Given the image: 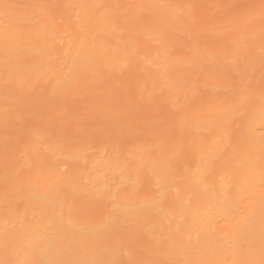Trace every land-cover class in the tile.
<instances>
[{"label":"rangeland","instance_id":"obj_1","mask_svg":"<svg viewBox=\"0 0 264 264\" xmlns=\"http://www.w3.org/2000/svg\"><path fill=\"white\" fill-rule=\"evenodd\" d=\"M0 21L1 243L31 250V264L52 263L44 246L33 250L50 231L68 243L70 264H205L216 254L225 264H246L248 255L264 264V240L238 235L226 250L188 216L212 214L215 180L264 168V153L243 141L247 126L264 120V0H0ZM48 179L52 190L43 194L36 186ZM59 210L71 233L57 227ZM5 220L15 222L11 232ZM104 222H118L121 249L97 237Z\"/></svg>","mask_w":264,"mask_h":264},{"label":"bare ground","instance_id":"obj_2","mask_svg":"<svg viewBox=\"0 0 264 264\" xmlns=\"http://www.w3.org/2000/svg\"><path fill=\"white\" fill-rule=\"evenodd\" d=\"M1 23H2V21H0ZM1 26V25H0ZM8 40V39H7ZM98 42V41H97ZM98 45V44H97ZM96 45V46H97ZM98 51V50H97ZM106 52V51H105ZM87 55H89V54H87ZM98 55H99V53H98ZM86 56V55H85ZM97 56V55H96ZM91 57V56H90ZM103 57V56H102ZM102 57H101V60H102ZM85 58H87V57H85ZM88 59V58H87ZM216 117V116H215ZM244 118V117H243ZM209 119V118H208ZM216 119H218V118H216ZM227 119H228V117H227ZM227 119H225V120H227ZM248 119V118H247ZM261 119V118H260ZM263 119H264V117H263ZM223 120V119H222ZM249 120H251V119H249ZM211 121H212V119H211ZM245 121V120H244ZM254 121V120H253ZM259 122L258 123H260V120H258ZM262 121V120H261ZM215 123V122H214ZM225 123V122H224ZM242 123H243V121H242ZM254 123V122H253ZM221 124V123H220ZM219 124V125H220ZM223 124V123H222ZM260 124H263V125H260ZM257 127L255 126V127H253V124H248V125H250V127H248L247 126V128H248V130H247V132H246V130H245V132H246V134H245V139H243V141L244 140H246V141H244V142H246V145H247V147H248V149L250 148V150H252V152L253 151H255L256 153L258 152V151H261V155L263 156V153H264V135H261L260 134V132L258 133V131L259 130H264V120H263V123H260ZM253 128H252V127ZM208 127V126H207ZM209 128H211V127H209ZM208 128V129H209ZM213 128V127H212ZM224 128V127H223ZM246 128V129H247ZM243 129H245V127L243 128ZM214 132H215V130H213ZM217 131V130H216ZM221 131V130H220ZM240 131H242V130H240ZM226 132V131H225ZM244 132V131H243ZM262 132V131H261ZM241 134H242V132H240ZM240 134V135H241ZM258 134H260V135H258ZM220 135H222V134H220ZM227 135V134H226ZM208 136V135H207ZM242 136V135H241ZM225 137V136H224ZM243 137H244V135H243ZM242 137V138H243ZM196 138H198V137H196ZM217 138H219V137H217ZM200 139V138H199ZM208 139V138H207ZM216 139V138H215ZM221 139V138H220ZM219 140V139H218ZM193 141V140H192ZM194 141H195V139H194ZM193 141V142H194ZM198 141H200V140H198ZM205 141V140H204ZM220 141V140H219ZM239 141V140H238ZM195 142H197V141H195ZM210 142V141H209ZM208 142V143H209ZM223 143H224V141H223ZM236 143V142H235ZM192 144H197V143H192ZM236 144H238V143H236ZM223 145V144H222ZM240 145V144H239ZM243 145H245V143L243 144ZM245 145V146H246ZM199 146H201V143H200V145ZM214 146H215V143H214ZM213 146V147H214ZM242 146V145H241ZM203 147V146H202ZM240 147V146H239ZM243 148V147H242ZM246 148V147H245ZM196 149V148H195ZM199 151H201L202 150V148H201V150L199 149V147L197 148ZM204 149V148H203ZM236 149V148H235ZM258 150V151H257ZM194 151V150H193ZM197 151V150H196ZM203 151V150H202ZM201 151V152H202ZM206 151V150H205ZM209 151V150H208ZM216 151V150H215ZM245 151V150H244ZM246 151H248V150H246ZM207 152V151H206ZM210 152V151H209ZM248 152H250V151H248ZM248 152H247V156H248ZM252 152H250V153H252ZM241 153V152H240ZM202 154V153H201ZM225 154V153H224ZM255 154V153H254ZM257 154H259V153H257ZM193 155V154H192ZM191 155V156H192ZM197 155H198V153H197ZM197 155L195 156V158L197 157ZM208 155H210L209 153H208ZM236 155V154H235ZM245 155V156H246ZM211 156V155H210ZM229 156H231V155H229ZM233 156V155H232ZM242 158H244V154H243V152H242ZM246 156V157H247ZM253 156V155H252ZM255 156V155H254ZM257 156V155H256ZM258 156H260V154L258 155ZM193 157V156H192ZM208 158V157H206V155L205 156H203V158ZM212 157V156H211ZM236 157V156H235ZM199 159H200V157H198ZM213 158V157H212ZM218 158V157H217ZM220 158V157H219ZM259 158V160L261 159V157H258ZM258 158H256V159H258ZM226 159V158H225ZM245 159V158H244ZM197 161H199L198 159H196ZM202 160V159H201ZM200 160V161H201ZM209 160V159H208ZM241 161H242V159H240ZM247 160V159H246ZM252 160V158L250 159V161ZM254 160H255V157H254ZM184 161V160H183ZM196 161V162H197ZM219 162H220V160H218ZM232 162H233V160H231ZM237 161V160H236ZM243 161H245V160H243ZM261 161V160H260ZM260 161H258V162H260ZM262 161H263V164H264V157L262 158ZM102 162V161H101ZM104 162V161H103ZM192 162V161H191ZM207 162V161H206ZM209 162V161H208ZM247 162V161H246ZM100 163V162H99ZM110 163V162H109ZM108 163V164H109ZM216 163V162H215ZM236 163H238V165H239V162L237 161ZM245 163V162H244ZM249 163V162H248ZM253 163V162H252ZM261 163V162H260ZM108 164H105V165H108ZM162 164V163H161ZM197 165H198V167H199V164H200V162H199V164H198V162L196 163ZM212 164V163H211ZM235 164V163H234ZM256 163H254V165H255ZM262 164V163H261ZM172 165V164H171ZM184 165H185V163H184ZM191 165H192V163H191ZM197 165H195V166H197ZM201 165H202V163H201ZM204 165V164H203ZM207 165V164H206ZM206 165H204V166H206ZM210 165V164H209ZM235 165H237V164H235ZM240 165H241V163H240ZM238 166V167H241V166ZM244 165H246V164H244ZM250 165V164H249ZM208 166V165H207ZM253 165H251L250 167H252ZM261 166V165H260ZM263 166V165H262ZM261 166V167H262ZM156 167V166H155ZM182 167V166H181ZM188 167V166H187ZM187 167H186V170H187ZM210 167V166H209ZM233 167H234V165H233ZM245 166H243V168H244ZM257 167V166H256ZM172 168V167H171ZM195 168V167H194ZM202 168V167H201ZM111 169V168H110ZM150 169V168H149ZM159 169V168H158ZM164 169V168H163ZM206 169H208V167L206 168ZM237 169V168H236ZM257 169H259V168H257ZM101 170V169H100ZM105 170V169H104ZM108 170V169H107ZM155 170V169H154ZM173 170V169H172ZM193 170V169H192ZM200 170V169H199ZM221 170V169H220ZM234 170H235V168H234ZM239 170V169H238ZM102 171V170H101ZM100 171V172H101ZM106 171V170H105ZM104 171V172H105ZM113 171V170H112ZM153 171V170H152ZM163 171V170H162ZM168 171V170H167ZM174 171V170H173ZM194 171H195V169H194ZM202 171V170H201ZM212 171H213V169H212ZM236 171V170H235ZM104 172H103V175H104ZM157 172H159V171H157ZM165 172H166V169H165ZM164 171H163V173L164 174H166ZM172 172V171H171ZM185 172H187V171H185ZM184 172V173H185ZM192 172V171H191ZM196 172H197V170H196ZM199 172V171H198ZM97 173H99V172H97ZM154 173H156V172H154ZM173 173V172H172ZM179 173V172H178ZM188 173V172H187ZM200 173V172H199ZM202 173V172H201ZM209 173V172H208ZM212 173H214L215 175H216V173L215 172H212ZM212 173H210V174H212ZM217 173H219L220 174V171H218ZM224 173V172H223ZM236 173V172H235ZM57 174V173H56ZM59 174V173H58ZM106 174V173H105ZM151 174V173H150ZM160 174V173H159ZM162 174V173H161ZM160 174V175H161ZM180 174V173H179ZM206 174V173H205ZM214 174L212 175V176H214ZM222 174V173H221ZM232 174V173H231ZM231 174H229L228 176H229V178L230 179H226V178H224V179H221V181H219V180H215L214 182H212L213 184H215V185H213V188L216 190V192H217V195H216V197H213L214 199V203H212L211 204V209H210V212H211V210H212V214L211 215H208V213H209V211H207L206 212V210L207 209H204V211L202 212V211H194L193 213L192 212H190L189 213V217L193 220V221H195L198 225H199V227H203L204 228V232H205V234L209 237V238H211L212 240L213 239H215V242L217 241V237H219V239L221 238V240H222V244H223V242L225 243L226 242V245L224 246V248L226 247V246H228V241L229 240H231L232 238H236V237H238V235H239V239H240V235H241V237H242V235L243 236H245V235H247V237H254L255 238V240L257 241V239H261V240H264V233L262 232L263 230H262V228H261V226L264 224V168L263 169H261V171H256L255 169H252V168H245V172L243 171V173L241 172V173H239V175L240 176H238V177H233V178H231L230 177V175ZM236 174H238V172L236 173ZM107 175V174H106ZM156 175V174H155ZM175 176H176V174H174ZM184 174H182L181 176H183ZM196 175V174H195ZM201 175V174H200ZM199 175V176H200ZM225 174H223V177H225L224 176ZM55 176V175H54ZM98 175H96V177H97ZM163 176V175H162ZM171 176V175H170ZM173 176V175H172ZM178 176H180V175H178ZM186 176H187V174H186ZM185 176V177H186ZM204 176V179H205V175H203ZM212 176H211V178H212ZM222 177L221 175H217L216 176V178L217 177ZM227 176V175H226ZM232 176H233V174H232ZM58 177H60V176H56L55 178H58ZM61 177H63V176H61ZM96 177H94V178H96ZM100 178H103V176L101 177V176H99ZM164 177V176H163ZM166 177H167V174H166ZM184 176H183V178H185ZM196 177V176H195ZM169 178V177H168ZM167 178V179H168ZM193 178V181L195 180L194 179V177H192ZM196 178H198V175H197V177ZM54 179V178H53ZM59 179V178H58ZM62 179V178H61ZM99 179V178H98ZM117 179V178H116ZM115 179V180H116ZM161 179V178H160ZM170 179H171V177H170ZM175 179H176V177H175ZM187 180H188V178H186ZM202 179V178H201ZM213 179L214 178H212V181H213ZM220 179V178H219ZM55 180V179H54ZM94 180V179H93ZM96 180V179H95ZM102 180V179H101ZM110 180V179H109ZM126 180H128V178L126 179ZM172 180V179H171ZM173 180H174V178H173ZM173 180H172V182H173ZM177 180V179H176ZM185 180V179H184ZM50 181H52V179H48V184H47V182H45L44 181V184H41V185H37L36 186V188L37 189H39L40 190V192H42L43 194H44V192L45 191H47V190H49V189H51L52 190V185L50 186L49 185V182ZM91 182H92V180H90ZM129 181V180H128ZM192 181V182H193ZM197 181H199V179L197 180ZM197 181H194V182H196V183H198ZM200 181H202V180H200ZM200 181H199V183H200ZM210 181H211V179H210ZM104 181H102V183H103ZM170 182V181H169ZM177 182V181H176ZM186 182V181H185ZM193 182V183H194ZM204 182H207V181H204ZM54 184H56V182H53ZM157 183V182H156ZM163 183V182H162ZM174 183V182H173ZM172 183V184H173ZM195 183V184H196ZM198 183V184H199ZM209 183V182H208ZM52 184V183H51ZM93 184V183H92ZM97 184V183H96ZM122 184V183H121ZM170 184V183H169ZM190 184V183H189ZM203 184V183H202ZM105 185V184H104ZM107 185V184H106ZM115 185V184H114ZM113 185V186H114ZM162 185V184H161ZM163 185H165V184H163ZM171 185V184H170ZM204 185V184H203ZM207 186H208V184H206ZM206 185H204L205 187H206ZM209 185H210V183H209ZM212 185V184H211ZM102 186V185H101ZM158 186V185H157ZM173 186V185H172ZM178 186V185H177ZM214 186H216V187H214ZM109 187V186H108ZM117 187V186H116ZM165 187V186H164ZM199 187V186H198ZM203 187V186H202ZM106 188H107V186H106ZM122 188V187H121ZM103 189V188H102ZM115 189V188H114ZM113 189V190H114ZM174 189V188H173ZM204 189V188H203ZM206 189V188H205ZM100 190H101V188H100ZM105 190V189H104ZM107 190V189H106ZM105 190V191H106ZM109 190V189H108ZM116 190V189H115ZM125 190V189H124ZM165 190V189H164ZM199 190H201V189H199ZM211 190H212V187H211ZM214 190V191H215ZM97 191V190H96ZM99 191V190H98ZM104 191V192H105ZM163 191V190H162ZM179 191V190H178ZM207 191V190H206ZM208 191H210V190H208ZM27 192H29V191H27ZM26 192V194H28ZM35 192V191H34ZM33 192V193H34ZM40 192H39V195H40ZM103 192V191H102ZM121 192V191H120ZM165 192V191H164ZM47 193H49L48 191H47ZM99 193V192H98ZM119 193V192H118ZM173 193V192H172ZM204 193H205V195H206V192L204 191ZM204 193H201V194H204ZM208 193H210V192H208ZM208 193H207V199L206 200H209L208 199V197H210V196H208ZM212 193V192H211ZM25 194V195H26ZM43 194H42V197H43ZM108 194V193H107ZM167 194V193H166ZM165 194V195H166ZM170 194V193H169ZM175 194H179V193H175ZM200 194V193H199ZM216 194V193H215ZM30 195H31V193H30ZM37 195H38V191H37ZM38 195V196H39ZM159 195H160V193H159ZM162 195V194H161ZM168 195V194H167ZM174 195V194H173ZM36 196V195H35ZM37 196V197H38ZM104 196V195H103ZM170 196V195H169ZM200 196H202V195H200ZM204 196V195H203ZM212 196V195H211ZM32 197V196H31ZM30 197V198H31ZM40 197V196H39ZM46 197V196H45ZM107 197V196H106ZM166 197V196H165ZM178 197V196H177ZM196 197H199V195L198 196H196ZM205 197V196H204ZM29 198V199H30ZM41 198V197H40ZM175 198V197H174ZM32 199V198H31ZM30 199V200H31ZM47 199V198H46ZM154 199V198H153ZM166 199V198H165ZM171 199V198H170ZM188 198H186V200H187ZM199 199H202V198H199ZM250 200V202L251 203H249V205H248V202H247V206H246V203H245V206H243V202L245 201V200ZM35 200V199H34ZM33 200V201H34ZM38 200V199H37ZM155 200V199H154ZM161 199H159V201H160ZM203 200V199H202ZM211 200H212V198H211ZM141 201V200H140ZM157 201H158V199H157ZM177 201H179V200H177ZM205 201V200H204ZM210 201V200H209ZM125 202H127V200L125 201ZM161 202V201H160ZM174 202V201H173ZM200 202V201H199ZM205 202H207V201H205ZM259 203L260 202V204H254V203ZM45 203V202H44ZM44 203H42V204H44ZM153 203V202H152ZM158 203V202H157ZM168 203V202H167ZM189 203V202H188ZM209 203V202H208ZM40 204V203H39ZM123 204V203H122ZM156 204V203H155ZM163 204H164V202H163ZM177 204V203H176ZM180 204V203H179ZM182 204V203H181ZM45 205V204H44ZM120 205V204H119ZM149 205V204H148ZM170 205V204H169ZM201 205V204H200ZM203 206H204V203L202 204ZM209 205H210V203H209ZM257 205V206H256ZM260 205H262V206H260ZM40 206V205H39ZM47 206V205H46ZM123 206V205H122ZM135 206V205H134ZM159 206V205H158ZM157 206V207H158ZM162 206V205H161ZM163 206H166V205H163ZM182 206V205H181ZM243 206V207H242ZM44 207V206H43ZM147 207V206H146ZM178 207V206H177ZM179 207H180V205H179ZM183 207H185V206H183ZM205 207V206H204ZM251 207V208H250ZM119 208V207H118ZM124 208H126L125 206H124ZM137 208V207H136ZM167 208H169V207H167ZM206 208V207H205ZM240 208L241 209H243V210H241L240 211ZM249 208H250V210L253 208V212L251 213L250 211H249ZM156 209V206H154L151 210H155ZM170 209V208H169ZM172 209H174V208H172ZM181 209V208H180ZM187 209V208H186ZM190 209H192V208H190ZM199 209H201V208H199ZM39 210H41V209H39ZM119 210L121 211V208H119ZM122 210H123V208H122ZM132 210H134V209H132ZM140 210V209H139ZM145 210H147V209H145ZM158 210V209H157ZM160 210H162L161 212L163 213V209L162 208H160ZM165 210H167V209H165ZM182 210V209H181ZM181 210H178V211H180L181 213H183ZM185 210V209H184ZM189 210V209H188ZM196 210V209H195ZM209 210V209H208ZM55 211H57V210H55ZM66 210H64V212H65ZM118 211V210H117ZM125 211V210H124ZM135 211V210H134ZM170 211H171V209H170ZM169 211V212H170ZM177 210L175 211L176 212V216H177V213H179ZM187 211V210H186ZM45 212V211H44ZM48 212V211H47ZM59 212H60V210H59ZM61 212H63V211H61ZM61 212H60V214L57 212V214H54V219L56 220L57 219V222H56V225H57V227L58 228H60V229H62L63 230V233L64 232H66L67 230H68V232L69 233H71L70 231H72V230H70L71 228H68V225H70L67 221H69V220H66V217L65 216H63V215H65V214H62L61 215ZM130 212V211H129ZM133 212V211H132ZM140 212V211H139ZM142 212H145V211H142ZM142 212H141V214H142ZM154 212V211H153ZM160 212V213H161ZM167 212V211H166ZM185 212V211H184ZM206 212V213H205ZM41 213H43V212H41ZM40 213V214H41ZM54 213V212H53ZM56 213V212H55ZM121 213V212H120ZM120 213H119V216H120ZM149 213H150V211H149ZM152 213V212H151ZM159 213V212H158ZM158 213H156V214H158ZM160 213H159V215H160ZM161 213V216L162 217H164V216H168V214H166V215H163V214H165V211H164V213L162 214ZM173 214L174 213V211L173 212H170V214ZM180 213V214H181ZM188 213V212H187ZM246 213V214H245ZM49 214H50V212H49ZM59 214V215H58ZM70 214V213H69ZM124 215L123 216H127V217H129V213L128 212H124L123 213ZM140 214V213H139ZM175 214V213H174ZM174 214H173V216H174ZM252 214H254V217L256 218V220H255V222H253V224L251 225H247V223H248V221H249V218L251 219V217L253 216ZM30 215V214H29ZM44 215L46 216V214L44 213ZM53 215V214H52ZM121 215H122V213H121ZM138 215V214H137ZM148 215V214H147ZM185 216V215H187V214H185V213H183V214H181V216ZM60 216V217H59ZM122 216V217H123ZM132 216V215H131ZM145 216V215H144ZM149 216V215H148ZM175 216V217H176ZM187 216V217H188ZM31 217V216H30ZM39 217V216H38ZM149 217H151V216H149ZM160 217V216H159ZM169 218H171V215L170 216H168ZM189 217H188V219H189ZM32 218H33V216H32ZM41 218V217H40ZM47 218V217H46ZM52 218V217H51ZM119 218V217H118ZM126 218V217H125ZM135 218V217H134ZM140 218H142V217H139V220H141ZM147 218V217H146ZM178 218V217H177ZM38 219V218H37ZM42 219H44V218H42ZM41 219V220H42ZM68 219H70V217L68 216ZM128 219V218H127ZM143 219V218H142ZM148 219V218H147ZM146 219V220H147ZM161 219V218H160ZM180 219H183V217H181L180 218V216H179V221H180ZM33 220V219H32ZM63 220H66V222L68 223V225L66 226V225H64V224H62V222H63ZM130 220H131V218H130ZM130 220H128V222L130 221ZM144 220V219H143ZM165 220V219H164ZM163 220V221H164ZM170 220H172V219H169L168 220V222H169V224H172V223H170L171 221ZM174 220V219H173ZM222 220H226V222H234V225L233 226H228V225H226V224H222L221 222H222ZM252 220V219H251ZM8 221V220H7ZM6 220H5V224L4 223H1V225H2V227H3V224H4V227L3 228H5V227H7V226H9V227H11V226H14V225H8L9 224V222H7ZM16 221V220H15ZM21 221V220H20ZM23 221V220H22ZM21 221V222H22ZM34 221V220H33ZM36 221V220H35ZM72 221V220H71ZM119 221H120V218H119ZM125 221V220H124ZM135 221V220H134ZM166 221V220H165ZM189 221V220H188ZM187 221V222H188ZM193 221H191V222H188V224L190 223V224H192L193 225ZM4 222V221H3ZM13 222L14 221H12V222H10V223H12L13 224ZM17 222V221H16ZM43 222H45V221H43ZM52 222H54V221H52ZM139 222V221H138ZM168 222H166L167 224H168ZM175 222V221H174ZM252 222V221H251ZM18 223V222H17ZM50 223H51V221H50ZM55 223V222H54ZM59 223V224H58ZM104 223H106V222H104ZM165 223V224H166ZM14 224H15V222H14ZM19 224H20V222H19ZM19 224L17 225V226H19ZM24 224V223H23ZM66 224V223H65ZM116 224V225H115ZM117 224H118V222H110V223H106L105 224V228H103V224L101 223L99 226H101L103 229H101V230H99L98 232H97V237L99 238V240L102 242V243H105V244H109V245H111V247H113V249L114 248H117V249H121L122 248V245L124 244V239H118L117 238V236H120V235H122V232H120L119 231V229H118V227H117ZM120 224L121 223H119V225L118 226H120ZM127 224V223H126ZM132 224V223H131ZM163 224V223H162ZM180 224L182 225V223L180 222ZM185 224V223H184ZM33 225H34V223H33ZM50 225V224H49ZM52 225V224H51ZM72 225H73V222H72ZM72 225H70V226H72ZM75 225V224H74ZM123 225H125V224H123ZM136 225V224H135ZM179 225V222L177 221V226ZM181 225H180V227H181ZM196 225V224H195ZM16 226V228L18 229V227ZM48 226V225H47ZM76 226V225H75ZM147 226V225H146ZM152 226V224L151 225H149V227H151ZM155 225H153L152 226V229L153 228H155L156 229V226L154 227ZM162 226H166V225H162ZM161 226V227H162ZM174 225H172V227H173ZM1 227V228H2ZM9 227H7V229L10 231V229H9ZM19 227H21V226H19ZM23 227V226H22ZM21 227V228H22ZM25 227V226H24ZM29 227V226H28ZM30 227H32V226H30ZM29 227V228H30ZM41 227V226H40ZM42 227H45V226H42ZM50 227V226H49ZM76 227H78V226H76ZM100 227V228H101ZM148 227V226H147ZM175 227H176V224H175ZM179 227V226H178ZM177 227V228H178ZM179 227V228H180ZM246 227V228H245ZM3 228H2V230H3ZM26 228V227H25ZM39 228V227H38ZM48 228V227H47ZM46 227H45V229L44 230H46L47 229ZM56 228V227H55ZM54 228V229H55ZM87 228H89V230L88 231H90L91 229H92V227H87ZM91 228V229H90ZM98 229H99V227H97ZM127 228H128V226H127ZM131 228V227H130ZM158 228H159V226H158ZM168 229H169V227H167ZM166 228V229H167ZM171 228V227H170ZM177 228H175L176 230H177ZM178 228V229H179ZM7 229H6V231H7ZM42 229V228H41ZM73 229V228H72ZM74 229H76V228H74ZM79 229H80V227H79ZM84 230H86V227L85 228H83ZM94 229V228H93ZM92 229V230H93ZM96 229V228H95ZM94 229V230H95ZM98 229H96V231L98 230ZM148 229V228H147ZM162 229V228H161ZM172 229V228H171ZM1 230V231H2ZM86 230V231H87ZM126 230V229H125ZM132 230V229H131ZM138 230V229H137ZM150 230V229H149ZM173 230H174V228H173ZM175 230V231H176ZM181 230V229H180ZM13 231V230H12ZM40 231V230H39ZM53 231V230H52ZM57 231V230H56ZM60 231V230H59ZM77 232L79 231L80 232V230H76ZM82 231V230H81ZM87 231V232H88ZM157 231H158V229H157ZM171 231V230H170ZM199 231V230H198ZM197 231V232H198ZM11 232V231H10ZM10 232H9V235H10ZM15 232V231H14ZM36 232V231H35ZM82 232H85V231H82ZM93 232V231H92ZM125 232V231H124ZM151 232V231H150ZM152 232H154V231H152ZM160 232H162V230L160 231ZM159 232V233H160ZM177 232V231H176ZM200 232V231H199ZM0 233H3V232H0ZM34 232L33 231H28V237L30 236V235H32ZM42 233V232H41ZM48 233V232H47ZM86 233V232H85ZM95 233V232H94ZM130 233V232H129ZM128 233V234H129ZM155 233H156V231H155ZM158 233V234H159ZM248 233H249V235H248ZM13 234V233H12ZM35 234V233H34ZM37 234V233H36ZM36 234H35V236H36ZM64 234H67V232L66 233H64ZM81 234V233H80ZM87 234H89V233H87ZM87 234H86V236H87ZM125 234V233H124ZM23 235V234H22ZM62 234L61 233H59L58 231L57 232H54V233H51V231H50V234H46V233H44V237L42 238L41 236H40V238L38 239V241L37 242H34V243H36V245H37V247H35L33 250L35 251H37V249H40L41 247H43L44 246V248L45 249H47V251L49 252V256H51L50 257V260H53L52 261V263L51 264H70L68 261H66V260H68V259H66L65 260V255H68V254H66V250H65V248H66V246H67V248H68V243L67 244H65L64 243V240H63V236H61ZM72 235V234H71ZM79 235V234H78ZM84 235V234H83ZM82 235V236H83ZM90 236H93V235H91V234H89ZM199 235L201 236V234L199 233ZM205 235V236H206ZM217 235V236H216ZM6 235H4V237H5ZM34 235H32V237H33ZM81 236V235H80ZM85 236V235H84ZM153 236V235H152ZM152 236H150V238L152 237ZM160 236H161V234H160ZM73 237H75L76 239H77V237L74 235ZM88 237V236H87ZM96 237V238H97ZM126 237V236H125ZM149 237V236H148ZM246 237V236H245ZM247 237H246V239H247ZM6 238H7V236H6ZM27 238V236H25V239ZM74 238V239H75ZM132 238V237H131ZM153 238V237H152ZM155 238V237H154ZM237 238V239H238ZM244 238V237H243ZM257 238V239H256ZM31 239H33V238H29V240H27L26 239V243H30V240ZM79 239H82V238H79ZM94 239V238H93ZM157 239V238H156ZM206 239V238H205ZM218 239V240H219ZM34 240V239H33ZM36 240V239H35ZM34 240V241H35ZM155 240V239H154ZM199 240V239H198ZM220 240V241H221ZM22 241V240H21ZM27 241H29V242H27ZM32 241V240H31ZM74 241V240H73ZM75 241H77V240H75ZM74 241V242H75ZM79 241V240H78ZM83 241V240H82ZM82 241H81V243H82ZM88 241V240H87ZM96 241H97V239H96ZM232 241H234V240H232ZM19 242V241H18ZM74 242H73V244H74ZM95 242V241H94ZM98 242V241H97ZM97 242H95V243H93V244H97ZM201 242V241H200ZM207 242V241H206ZM231 242V241H230ZM26 243L25 244H23L22 246H24V245H26ZM76 243V242H75ZM83 243H86V242H83ZM90 243V242H89ZM211 243V242H210ZM80 244V243H79ZM198 244V243H197ZM203 244H205V242L203 241ZM212 244V243H211ZM216 244V243H215ZM30 244H28V246H27V248L29 247V248H31L30 246H29ZM34 245V244H33ZM35 245V246H36ZM70 245H72L71 243H70ZM78 245V244H77ZM88 245V244H87ZM101 245V244H100ZM108 245V246H109ZM205 245H207V244H205ZM204 245V246H205ZM213 245V244H212ZM8 246H10L9 245V243L7 244V243H5V244H3V243H1L0 242V264H17L18 262H19V260L22 262L21 264H31V262H32V251L31 250H29V249H22V250H19L18 252H12L11 250H9L10 249V247H8ZM12 246V245H11ZM84 246V245H83ZM90 246V245H89ZM107 246V245H106ZM204 246H201V247H204ZM209 246V245H208ZM85 247H86V245H85ZM84 247V248H85ZM91 247V246H90ZM105 247V246H104ZM213 247H214V245H213ZM212 247V248H213ZM33 248V247H32ZM31 248V249H32ZM94 248V247H93ZM93 248H91V249H93ZM100 248V247H99ZM209 248V247H208ZM224 248H221V250H224ZM81 249V248H80ZM89 249V248H88ZM91 249H89L88 251H90ZM96 249V248H95ZM104 249V248H103ZM205 249V248H204ZM203 249V250H204ZM226 249V248H225ZM229 249V248H228ZM17 250V249H16ZM29 250V251H28ZM98 250V249H97ZM107 250H109L108 248H107ZM227 250V249H226ZM226 250H224V251H226ZM240 250V249H239ZM33 251V252H34ZM36 251L34 252V253H36ZM84 251H87L86 249L84 250ZM101 250H99L98 251V254H99V252H100ZM122 251V250H121ZM205 251V250H204ZM212 251V250H211ZM216 251H217V249H216ZM215 251V252H216ZM91 252H92V250H91ZM96 251L94 250V252L93 253H95ZM115 252H117V251H115ZM203 252V251H202ZM213 252V251H212ZM218 252H220L221 253V251H217V253ZM45 253V252H44ZM69 253V252H68ZM111 253V252H110ZM209 253V252H208ZM219 253V254H220ZM224 253V252H223ZM222 253V254H223ZM97 254V255H98ZM205 254V253H204ZM207 254V253H206ZM212 254V253H211ZM211 254H210V256H211ZM221 254V255H222ZM46 255H48V254H46ZM84 255V254H83ZM86 255V254H85ZM84 255V256H85ZM89 255V254H88ZM90 255H92V254H90ZM103 255V254H102ZM101 255V256H102ZM208 255V254H207ZM218 254H216L215 256L216 257H213V259H212V257H211V261H209V260H207V262L205 263V264H225L224 262H226V260H228V259H224L223 260V256H217ZM226 256H228L227 255V253L225 254ZM72 256V255H71ZM93 256H95V255H93ZM209 256V257H210ZM72 257H75V256H72ZM78 257V256H77ZM77 257H76V260H77ZM100 257V256H99ZM68 258H70L71 259V257L69 256ZM79 258V257H78ZM84 258V260H86L85 258L86 257H83ZM263 258V257H262ZM95 259V258H94ZM100 259V258H99ZM208 259V258H207ZM246 259V258H245ZM253 257L252 256H247V259L245 260V262L244 263H246V264H257L255 261L253 262ZM96 260V259H95ZM18 261V262H17ZM260 261V260H259ZM7 262V263H6ZM54 262V263H53ZM102 262H104V261H102ZM263 262V261H262ZM94 263V262H93ZM97 263V262H96ZM200 263H201V261H200ZM264 263V262H263ZM36 264V263H35ZM80 264V263H79ZM105 264V263H104ZM240 264V263H239Z\"/></svg>","mask_w":264,"mask_h":264}]
</instances>
